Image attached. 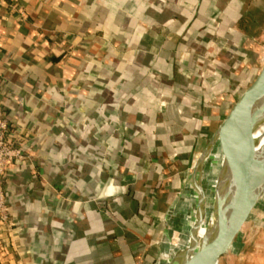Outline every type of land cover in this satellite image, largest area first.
Instances as JSON below:
<instances>
[{
  "label": "crops",
  "instance_id": "crops-1",
  "mask_svg": "<svg viewBox=\"0 0 264 264\" xmlns=\"http://www.w3.org/2000/svg\"><path fill=\"white\" fill-rule=\"evenodd\" d=\"M241 8L0 0V114L21 150L3 175L0 264L156 262L164 215L257 70Z\"/></svg>",
  "mask_w": 264,
  "mask_h": 264
},
{
  "label": "water",
  "instance_id": "water-1",
  "mask_svg": "<svg viewBox=\"0 0 264 264\" xmlns=\"http://www.w3.org/2000/svg\"><path fill=\"white\" fill-rule=\"evenodd\" d=\"M263 121L264 59L197 157L187 181L203 201L197 171L213 143L220 140L221 171L230 199L229 211L221 210L219 216L215 208L214 221L201 243L202 256L193 262L185 256L179 264H219L242 234L264 194V134L257 132Z\"/></svg>",
  "mask_w": 264,
  "mask_h": 264
},
{
  "label": "bare ground",
  "instance_id": "bare-ground-1",
  "mask_svg": "<svg viewBox=\"0 0 264 264\" xmlns=\"http://www.w3.org/2000/svg\"><path fill=\"white\" fill-rule=\"evenodd\" d=\"M257 132L264 134V121ZM221 160L220 140L217 139L197 171L203 201L198 199L197 192L187 182L166 214V228L157 264H179L185 256L193 262L202 256L201 243L205 231L214 221L215 208L219 216L221 210L229 211L230 199L221 171ZM173 228L178 230L176 235Z\"/></svg>",
  "mask_w": 264,
  "mask_h": 264
},
{
  "label": "rangeland",
  "instance_id": "rangeland-1",
  "mask_svg": "<svg viewBox=\"0 0 264 264\" xmlns=\"http://www.w3.org/2000/svg\"><path fill=\"white\" fill-rule=\"evenodd\" d=\"M240 1L242 3L241 13L245 30V36L243 33L240 35L244 38L242 45L247 48L246 51L255 52L254 67L257 69L264 58V0ZM252 77L253 73L244 79L241 84L240 93L250 83L249 81ZM223 102L222 104L226 103L225 101ZM207 105H214L213 100L207 101ZM164 219H166V215H164ZM173 232L176 235L178 230L173 228ZM160 244L161 240H158L157 250H160ZM239 250L240 253L233 257V260L229 264H264V194L257 206L252 223ZM157 255L159 256V252ZM157 262L158 257L154 264H157Z\"/></svg>",
  "mask_w": 264,
  "mask_h": 264
},
{
  "label": "built area",
  "instance_id": "built-area-1",
  "mask_svg": "<svg viewBox=\"0 0 264 264\" xmlns=\"http://www.w3.org/2000/svg\"><path fill=\"white\" fill-rule=\"evenodd\" d=\"M7 120L0 114V222H7L9 218L3 188V175L13 158L21 156V150L9 143L6 138Z\"/></svg>",
  "mask_w": 264,
  "mask_h": 264
},
{
  "label": "trees",
  "instance_id": "trees-1",
  "mask_svg": "<svg viewBox=\"0 0 264 264\" xmlns=\"http://www.w3.org/2000/svg\"><path fill=\"white\" fill-rule=\"evenodd\" d=\"M240 22H241V24L243 25V16L240 17ZM203 39H205V38H203ZM203 41H204V40H203ZM203 43H204V42H203ZM154 257H155L154 254L151 255V256H150V259L147 260L146 264H153V263H154V260H155Z\"/></svg>",
  "mask_w": 264,
  "mask_h": 264
}]
</instances>
